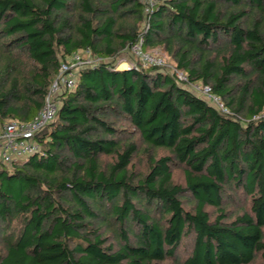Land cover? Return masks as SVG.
<instances>
[{
    "label": "trees",
    "instance_id": "16d2710c",
    "mask_svg": "<svg viewBox=\"0 0 264 264\" xmlns=\"http://www.w3.org/2000/svg\"><path fill=\"white\" fill-rule=\"evenodd\" d=\"M85 50L41 152L0 162V264H264V0H0V125Z\"/></svg>",
    "mask_w": 264,
    "mask_h": 264
},
{
    "label": "built area",
    "instance_id": "2783aa9c",
    "mask_svg": "<svg viewBox=\"0 0 264 264\" xmlns=\"http://www.w3.org/2000/svg\"><path fill=\"white\" fill-rule=\"evenodd\" d=\"M142 2L145 5V13L148 14L158 0H142ZM134 54L146 68L166 66L163 59L143 52L142 40L134 48ZM97 61V59H93L89 50L74 54L67 62L62 63L59 73L46 96L44 107L32 121L25 123L8 121L0 125V162L11 164L14 161L23 160L41 152V146L35 140V137L55 119L58 110L57 96L62 90L73 89L77 81V72L85 66L95 64ZM176 76L180 81H187L186 76L182 73L176 72ZM192 88L203 95L210 93L209 87H201L199 84H192ZM212 99L218 106L223 108L218 98L212 97Z\"/></svg>",
    "mask_w": 264,
    "mask_h": 264
},
{
    "label": "rangeland",
    "instance_id": "374dc122",
    "mask_svg": "<svg viewBox=\"0 0 264 264\" xmlns=\"http://www.w3.org/2000/svg\"><path fill=\"white\" fill-rule=\"evenodd\" d=\"M153 55L155 56V53H153ZM160 58V57H159ZM162 58V57H161ZM163 60H164V63H165V67H167V68H169V67H171L170 66V64L169 63H167L166 61H165V59L163 58ZM167 60V59H166ZM126 67V68H129L130 67V63L129 62H127V61H124V62H121L120 63V65H119V68H123V67Z\"/></svg>",
    "mask_w": 264,
    "mask_h": 264
},
{
    "label": "crops",
    "instance_id": "0c3cea01",
    "mask_svg": "<svg viewBox=\"0 0 264 264\" xmlns=\"http://www.w3.org/2000/svg\"><path fill=\"white\" fill-rule=\"evenodd\" d=\"M120 69H126V67L124 66L123 68H120Z\"/></svg>",
    "mask_w": 264,
    "mask_h": 264
}]
</instances>
